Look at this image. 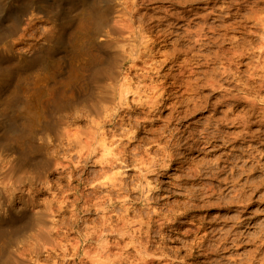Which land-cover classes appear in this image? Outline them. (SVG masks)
Here are the masks:
<instances>
[{
    "label": "bare ground",
    "instance_id": "6f19581e",
    "mask_svg": "<svg viewBox=\"0 0 264 264\" xmlns=\"http://www.w3.org/2000/svg\"><path fill=\"white\" fill-rule=\"evenodd\" d=\"M50 1L51 0H0V9H3L4 7H11L14 11L11 19V25L7 26L5 29H0V41L5 39L8 35L22 33L26 27L28 29V26H30L36 17H40L45 20L54 19L55 16L51 15L54 11L50 9V6L53 4H51L52 2L50 3ZM57 1L61 2V5L74 6L75 1L82 4V9L76 15L75 23L71 25V29L70 27L62 26L59 31L60 35H63L68 31V29H70L69 37L74 47L83 48L95 45L99 48H103V46L109 42H115V44L119 47L120 50L114 52H102L97 50L96 52L90 53V57L88 58V66L90 67L93 75L102 74L105 76H114V81L111 85L113 90L112 98L108 104H105L97 110H95L92 105H89L84 114L86 118V125H84V127L82 126V128L65 129L60 142L55 143L56 139H54L50 133L47 134V131L51 130L56 125L54 121H51L49 115L61 105L64 101L63 99L65 98L66 93L65 89L60 87L57 82L54 81L55 77L49 75L47 71V65L48 62L51 61V58L40 55L38 57L39 66L36 68V71L34 70L35 72H29V70L21 71L17 67L15 68L17 74V84H15L10 90V93L0 111L8 115L7 113L15 111L14 107L17 103L24 115L21 117V121H18L17 119L19 118L17 117L8 115L13 122L7 129L3 139H7L11 146L22 149L24 144L29 139L36 138L39 136L38 133L45 131L44 133H46V140H48V142L46 144L44 142H39L37 144L38 149L42 152L43 157H54L58 166L68 170L69 181H75V172L83 163L86 165L92 162L96 168L99 167V170L97 171H99L100 176H98L97 179L87 181L85 178H82V182H89L92 187V191L89 190L90 192H86L82 189L83 187H73V185V188L66 187L69 191H71L69 192V195L67 194L63 197V200H61L62 198L60 197L61 204L63 206H61V204L60 207L58 206V216L65 212V210H62L65 205H67L68 208L70 206L71 209L69 210L71 214H69V221H71V223L64 226L63 223L66 224L64 220L65 217L62 218L64 222L62 220L58 222L56 219L54 220V213L51 211L52 209L50 205V202L52 201H49L47 203V207L49 206V211L51 213H49L48 210L45 212L35 213L40 217H47V220H43V226L40 230H38L40 234H30L28 242L33 247L42 246L44 248H50L55 245H59L57 250L61 251V256L63 257L62 264L68 263L66 257H69L68 259L72 260L78 259L79 257L80 260L77 264H111L110 257L107 256L106 253L112 248L114 240L112 238H115L118 234L120 239L127 240L125 247H128L129 250H131L130 246L135 243V237L130 236V231L134 226H136L137 218L130 217L132 207L129 205V202L131 201L129 193H132V191L137 192L134 191L135 189H138L139 191L143 190L144 185L148 188L150 187V183L145 184L141 179L144 176V174H142L144 173L143 170L139 173L138 182L131 183L129 180L130 174L129 176L124 174V172L121 171L123 168L113 165V162L117 159V153L114 149L113 142L118 139L122 140L124 137H128V140L125 141V143L128 144L129 148H132L133 144L137 140L141 143L149 145V140L138 138V133H141L142 129L146 126H144L143 123L153 125L156 124V122L159 123L160 121H163L164 124H162V126L158 129L154 128V131L151 130L152 135L157 137L158 135H164L167 131H174L170 128L168 123L171 119H175V121L177 120L178 122L182 120V117L187 118L188 115L193 114L200 108L196 98H191L190 96L189 97L191 99L189 100L181 98V96L183 97L184 95L179 93L180 88H185V93L190 91L193 92L198 88L194 83V79L189 76H185L187 75V72L191 76L196 73L195 67L199 63V59L197 60V57L195 58V56L200 53V51L197 50L199 48L198 46L203 47L206 45L207 47L209 43L216 44L217 49L213 52V55L215 56H222L231 48V45L226 47V44H230L229 42H226V40H228V37L231 36H229V33H232L227 27L231 24L232 17L230 15L225 16L222 23L215 24V22H207L208 15H205V21L203 24L198 25L195 29H187L190 44L184 45L186 47L182 48L181 40L178 38L173 39L175 36H180V33H178L177 30L181 29V26H178L177 23L174 25L172 22L168 25L166 24L164 27H161L162 23L147 26L142 21L139 23L138 20V24H136V18L134 16L139 10L137 0H124L120 5V8H117V10L119 9L117 11L118 13L113 17L112 13L115 8L113 3L107 4L105 7H101L97 0ZM211 1H215L216 3L219 2V0ZM38 4H47V8H40ZM168 16L171 17L172 13ZM178 20L181 21V18ZM215 21L217 20L215 19ZM3 26L4 22L0 21V28ZM54 27L55 26H51L50 31L44 34L41 39L45 40L53 34H56ZM106 27L108 30H105ZM206 30H211L213 32L222 30L224 33H220L219 36H214L210 39ZM45 31H47V29H45ZM39 36H41V34ZM11 39H14V37ZM208 39L209 41H207ZM138 40L140 41L142 49L138 50L136 57H132V52L134 50L131 48L132 44ZM32 50H30V52ZM1 53L2 51L0 50V56L3 54ZM40 53H43V51H40ZM121 54H128L130 58L132 57V62L129 60L132 64H130L127 72H125V74H123L119 79L120 76L115 75L117 74L116 67ZM189 54H192V56L189 57ZM138 62H142L144 67L142 66L143 68L141 69L138 68ZM9 65H12V63ZM175 66H178V68L172 69L175 68ZM241 66H244L243 61ZM6 67L4 62L0 63V72L4 74L11 72L10 68ZM136 68L137 71H135V73L140 79L139 83L133 81V77L131 76V72H133ZM157 72L159 73L158 76L156 75ZM161 79H163L162 86L159 83V80ZM5 80L6 79L4 77L1 78L0 75V101L3 97V85H5ZM160 90H162L163 96L157 98V92ZM32 96H34L33 101L30 99ZM243 98L250 107H254L256 103L255 97L244 96ZM160 101L163 102L161 103ZM185 102L187 104V108H185L183 114V112L181 113V111H183L181 109V105L185 104ZM148 105H151L153 111L155 112L154 117L149 116L148 119H145L144 115L133 116L132 121L140 122H129V118L125 115V113L133 111L145 113ZM166 109L169 110V116L167 118H163L162 113L165 112ZM248 112L246 111V113L238 114L236 118L231 120L233 123L239 124V126L236 127H243L245 129L244 131L241 130L237 132L238 134L236 135V138L242 140L241 143L247 142L248 140H245L246 137L248 135L251 137V134L257 131L254 130L253 132H250V134L246 130L250 127V125H255L248 121ZM181 114H183V116ZM117 116L121 117L120 121L116 120ZM252 118L255 119V117ZM259 126L260 131L264 132V126H261L260 124ZM109 133H111V135ZM205 138L207 139L205 140L207 142L211 139L209 136H206ZM239 139L237 141H239ZM249 141L259 143V134H257V138H251ZM48 143H55L54 145L56 147H54L52 152L48 151ZM140 144L136 146L140 147ZM64 149H66L64 152L65 154L68 152L71 153L70 157L69 153L66 155L63 153L62 156L60 155V151ZM145 149L150 152L151 146ZM5 163L6 162H4V164ZM57 165L55 168H57ZM137 167L142 168L147 167V165L141 159L140 164L137 165ZM129 170H133L131 165H129L126 171ZM1 174L2 173L0 172V186H2L1 188H7L8 185H5L6 187L2 185L4 181ZM71 185L72 184H70V186ZM46 186L47 185H45V187ZM48 186H50V184ZM63 193H66V191ZM123 193H127V195H124ZM70 197L73 199L71 200ZM79 200H82L83 202L81 210L85 211L87 214H90L93 210L101 212V215L98 218L99 220H91L92 222L88 223L85 221L84 217H79L78 205H81L78 204ZM116 204H120V207L117 209L115 208ZM80 221H82V223H86V225L83 229L78 231L79 235L77 238H70V230H75ZM204 231L206 230L204 229ZM208 235L210 236V234ZM33 236L34 239L32 238ZM200 237L203 241H206L204 233ZM93 243H95V246L92 247ZM82 248L83 254L80 256ZM146 254L147 253H141L142 256ZM55 264H61V261L56 260Z\"/></svg>",
    "mask_w": 264,
    "mask_h": 264
},
{
    "label": "clouds",
    "instance_id": "9594fccd",
    "mask_svg": "<svg viewBox=\"0 0 264 264\" xmlns=\"http://www.w3.org/2000/svg\"><path fill=\"white\" fill-rule=\"evenodd\" d=\"M220 2L223 9L217 18L228 15L232 17L231 24L227 26L232 32L228 37L231 48L222 56L208 57L205 62L212 63L214 67L200 77L204 81L202 86L212 87L214 92H220L222 97L229 99L255 97L254 107L249 108L248 121L264 126V0ZM49 31L45 27L41 36L36 37L26 27L13 39L12 45H21L18 51L29 52L33 45L28 41L40 39ZM120 74L119 66L115 76ZM159 83L162 86L163 79ZM160 96H163L162 90L157 92V98ZM125 115L130 123H139L132 121V117L144 115L148 119L149 116L154 117L155 112L148 105L145 113L133 111ZM116 120L120 121L121 117L117 116ZM257 134L259 143L254 148L250 146L247 152L252 164L245 170V174L258 169L260 175L246 181L240 188L235 186L238 183L235 177L229 179L232 173L227 164L221 168L217 162L214 169L205 168L202 171L191 167V149L196 140L200 139L198 136L185 137L179 129L168 131L150 142V152L142 146L133 145L129 148L125 143L128 137L114 141L117 159L113 165L125 170L131 165L137 175L143 170L142 181L150 183L151 188L147 192V199L141 194L133 200V203L140 206L142 213L137 215V224L130 231V236L135 237V243L129 250L125 247L127 240L120 239L117 234L111 250L106 253L111 264H264V230H261L264 229V150H261L264 132L258 128L250 138H257ZM10 154L17 157L14 163L17 175L27 169L39 170L31 162L21 165L18 153ZM38 159L33 158V161ZM141 159L147 167H137ZM221 173L226 175L220 182L214 183L220 179L218 174ZM193 183L199 187H188ZM240 191H243L241 199L245 204L254 199L255 207L251 211L241 207L237 213L241 220L233 222L219 236L214 232L212 235L215 239L211 247L203 246L201 237L194 236L190 226L183 227L187 223L183 218L190 209L208 208L232 201ZM43 199L38 184H14L0 188V264H55L56 260L62 264L61 251L57 250L59 245L50 248L33 247L28 242L29 234H40L37 224L43 223V220H37L34 210L41 208L40 202ZM245 212L248 214L245 215ZM249 216L253 218L249 219ZM199 228L200 225H197L196 233H199ZM245 245L252 247L247 248ZM141 253L147 254L142 256Z\"/></svg>",
    "mask_w": 264,
    "mask_h": 264
},
{
    "label": "rangeland",
    "instance_id": "374dc122",
    "mask_svg": "<svg viewBox=\"0 0 264 264\" xmlns=\"http://www.w3.org/2000/svg\"><path fill=\"white\" fill-rule=\"evenodd\" d=\"M56 1L57 0L50 1V3L52 2L51 4H53L50 6V9L54 11L53 14L51 15L55 16L56 18L54 17V19L56 20L35 19L34 22L32 21L33 24L31 23L30 26H28V32L35 33L36 37H40L39 35L41 34L43 28L47 27L50 29L51 26H55L54 30L56 31V34H53L51 37L46 38L45 40L40 38V39L28 41V43L32 45L34 44L33 46L35 47L32 48L33 50L30 49L32 50L31 52L30 51L20 52L18 51V49L21 47V45H16V46L12 45L13 39L11 38L14 37L15 39L18 36V34L20 35L21 33H18L16 35H8L5 39H2L0 41V50L3 53V54L1 53L3 57L0 56V63L4 62L5 67L7 66L6 68H10L11 70V72H9L8 74H4L0 72L1 78L4 77L6 79L5 85H3L4 90H3L2 100L0 101V110L3 107L6 98L10 93V90L15 84H17V74L15 68L17 67L21 71L29 70V72L32 71L35 72L37 70L36 68H38L39 66L38 57L40 55H44L45 57L48 58L50 57L51 61L48 62L47 71L49 75L54 76L56 78V79L54 78V81L57 82V84L60 87L64 88L66 93L65 98L63 99L64 101L61 103V105L58 106L52 114H50L51 116L49 115L51 121H54L56 125L51 130L47 131V134L50 133V135L54 139H56L55 143H59L60 139H62L61 137H63L65 129H69V128L74 129L80 127L82 128V126L84 127V125H86L85 123L86 118L84 114L89 105H92V107L95 110H97L98 108L103 107L105 104H108L112 98L113 90L111 85L114 80L113 78L110 80V78L113 76H105L102 74L93 75V73H91L90 67L88 66V58L90 57V53L96 52L97 50L102 52H106V51L114 52L120 49L115 44V42L106 43L103 46V48H99L98 46L95 45L94 46L91 45L89 47H83V48L74 47L69 37L70 36L69 31L72 27L71 25L75 23L76 15L82 9L81 7L82 4L79 3L78 1H75L74 6L61 5V2L59 1L56 2ZM123 1L124 0H97V2L101 5V7H105V5L110 3L114 4L115 8L112 13V17L116 16V14L118 13L117 11L119 10V9L117 10V8H120V5L123 3ZM137 3L139 10L137 13H135L134 16L136 18V20L134 18L136 24H138L137 23L138 20L139 23L140 21H142L147 26H153L154 24L162 23L163 25L161 24V27H164L166 26V24L168 25L169 23L172 22L174 25L177 23L178 26H181V29L177 30V32L180 33L181 38L180 36L179 37L175 36L173 37V39L178 38L179 40H181L182 48L186 47L184 45L190 44L188 40L187 29H195L198 25L203 24L205 21V15H208L207 22H213V23L215 22V24L222 23V20L224 19V17L220 19L217 18L220 14V11L223 8V4L220 2V0L217 3L211 0H137ZM46 5L47 4H38V6L43 9L47 8ZM170 13H172L171 17L168 16ZM13 14L14 11L13 8L11 7H4L3 9H0V21L4 22V26L0 29H5L7 26L11 25L12 23L11 19ZM179 18H181V21L178 20ZM215 19L217 21H215ZM62 26L70 27V29L67 28L68 31L63 35H60L59 31ZM105 30H108L107 27ZM206 31L210 39L214 36H219L220 33H224V31L222 30L221 31L218 30L215 32L211 30H206ZM230 35H232V33H229V36ZM207 41H209V39ZM226 42H228V40H226ZM226 45H227L226 47H229L231 44H226ZM198 47L200 49L198 48L197 50L200 51V53L199 55H196L195 58L197 57L196 59L197 60L199 59L198 60L199 63L197 64V66L193 65L196 66L195 67L196 73L191 76L187 72V75L185 76L187 77L189 76L192 79H194L195 80L194 83L199 89L197 88L193 92L190 91L188 93L187 92L185 93V88H180L179 93H181V95H184L183 97L181 96V98H183L184 100L196 98L198 105H200L199 106L200 108L193 114L188 115L187 118L182 117L181 118L182 120L178 122L177 120L175 121V119L174 120L171 119L168 123L170 125V128H172L174 131L175 129L179 128V132L183 133L185 137H187L188 135H192L193 138L197 136L200 137V139L196 140V143L193 145L191 149V160H190L191 167L202 171L205 168L214 169L216 167L217 162L221 168H223L224 165L227 164L228 169L232 173V176L229 177V179L231 180L232 177H235L236 181L238 182L236 183L235 186L237 188H240L245 184L246 181L252 178H258L260 175L258 169L252 170L247 175L245 174V170L250 168L252 164V161L248 160L247 152L250 151V146L254 148L257 146L258 143L249 141L251 139L250 135H248L245 139L248 140L247 142L241 143L242 140L236 138V135L238 134L237 132L241 130L244 131L245 129L243 127H236L239 126V124L233 123L231 121L233 118H236L238 114L246 113V111L248 112V109L251 107L248 105L247 102H245L244 98H242L243 100L241 98L229 99L227 97H222L220 92H214L212 87L202 86L204 81L201 80L200 77L204 76L205 73H209L210 70L214 67L212 63L205 61H207L208 57L213 56V52L217 49V47L216 44H212V43H209L207 47L206 45L203 47L201 46ZM131 48L134 49L132 52L133 53L132 57H136L138 50L142 49L140 45V41L138 40L134 42ZM40 51H43V53H40ZM192 54H189L188 56L191 57ZM132 57L130 58L128 54H123V55L121 54L119 56V61L116 67V70H118L119 66L121 68V75H119L120 76L119 79L123 74H125V72H127V69L129 68L130 64H132L130 63L132 62L131 61ZM11 63L12 65H9ZM143 65L144 64L142 62L137 63V66L140 69L144 67ZM243 67L241 66L242 70ZM177 68L178 66H175V68L172 69H177ZM135 71H137V68L133 70V72H131V76L133 77L132 80L135 81L136 83H139L140 79L138 78ZM182 91L184 92V94ZM30 99L31 101H33L34 96H32ZM14 108H15L14 112L12 113L9 112L7 114L17 117L19 118L17 120L21 121V117L24 114L22 110H20V106L18 107V104L16 103V106ZM185 108H187L186 102L185 104L181 105V109L183 110L181 111V113L183 112L184 114ZM183 114L181 115L183 116ZM8 115L0 111V172L2 173L1 177L4 181L2 185L6 187L5 185L10 186L11 184L23 186L25 185V183L26 184L37 183L38 186L40 187L39 188L40 192L43 193L44 199L40 202L41 208L38 210H34V214L37 212H45L47 210L49 213H51L49 211V206L47 207V203L49 201H52L50 202V205L52 209L51 211L54 213L53 214L54 220L56 219L57 222L60 220L64 222L65 220L66 224L63 223L64 226H66L68 223L70 224L71 223V221H69V214H71L69 210L71 209L70 206L68 208L67 205H65L66 207L64 206V208L62 209L65 210V212L62 213L63 215L61 214L60 216H58V210L61 204V200H63V197H65L67 194L69 195V192H71L67 188L80 186L79 188L83 187L82 189H84L86 192H90L89 190L92 191V187L90 186L89 182L87 183L82 182V178H85V180L87 181L89 180L92 181L97 179V177L100 176L99 171H97L99 170V167L96 168V166H94L92 162L86 165L85 163H83L75 172L76 175L75 181H69L68 172H67L68 170L58 166L56 163L57 161L54 159V157L51 158H47L45 156L43 157L42 152L38 149L37 144L39 142H44L45 144L48 142V140H46L47 139L46 138L47 136L45 135L46 133H44L45 131L44 132L41 131L42 133H38L39 136H37L36 138L29 139L24 144L22 149L11 146L7 139H3L5 137V133L7 132V129L10 127V125L13 122V120H11L8 117ZM162 116L163 118L165 117L167 118L169 116V110L166 109V111L162 113ZM143 124L144 126L145 125L146 126L145 128L142 129L141 133L140 132L138 133L139 134L138 138L146 139L149 140L150 142H153L155 141L156 137L152 135L151 130L154 131V128L158 129L160 126H162V124H164V122L163 121H160L159 123L156 122V124L153 125H149L148 123H143ZM258 128H260L259 123L257 125L256 124L250 125V127L246 130L250 133L253 132L254 130H257ZM204 136L211 137L210 139L211 141L210 140L209 142L205 141L207 139ZM238 139L239 141H237ZM55 143H48V147H49L48 151L52 152V150H54V147H56L54 145ZM140 143L141 142L137 140L134 144L139 145ZM189 143L191 144L192 141L189 140ZM49 145L52 146L54 145V146L52 148V146ZM141 146L147 148L150 147L151 145L150 144L147 145L146 143H141L140 147ZM65 150L66 149L60 151L62 153V154L60 153L61 156L63 155ZM261 150H264V145L261 146ZM11 152H16L19 154V158H20L19 163L21 165H23L26 162H31L33 163V166L39 168V170L33 171L31 169H27L25 171L20 172L17 175L16 169L14 167V163L17 157L13 154H10ZM70 154L71 153H69V157ZM33 158H39V159L33 161ZM4 159L7 161H5ZM245 160H248L247 164H244ZM4 162L6 163L4 164ZM262 163H264V161H262ZM56 165L57 168H55ZM121 171L124 172V174H127L128 176L130 174L129 180L131 183L138 182L139 175H137L134 169L129 171H126L125 169H121ZM5 173H7L6 177H5ZM218 175L220 179L218 181H214V183L220 182L223 179L224 175H226V173H221ZM49 184L50 186H48ZM70 184L72 185L70 186ZM45 185L47 186L45 187ZM1 187L2 186H0V188ZM188 187L198 188L199 185L193 183ZM61 188L64 191H66V193H63L64 191ZM150 188L151 185L149 188L146 185H144L143 190H140L138 192L132 191V193L131 192L129 193L131 198L129 205L132 207L130 213L131 218H137L138 214L142 215V213H140V206L133 203V200L138 199L141 194H143L144 199H147V191H150ZM123 194L127 195V193H123ZM60 197L62 198L61 200ZM72 197H70L71 200L74 198ZM241 197H243V191L238 192L237 198L232 201H228L223 204H214L208 208L194 207L190 209L185 214L186 217L183 218L185 221H187V223H185L183 227L190 226L192 229L194 228L196 229L197 225H200L199 233H196L194 229L193 235L202 236L203 233L207 232L208 234H210V236L207 235L205 237L206 241L202 240L203 241L202 244L204 246H208V245L209 247L212 246L213 241L215 239L212 235L213 231L216 233L217 236H219L221 232L228 229L233 222H238L241 220V216L237 214L238 211L241 209V207H246L248 211H251L255 207L254 199L252 202L245 204L244 200L241 199ZM79 201L78 204H81L78 205L79 217H84L85 221L88 223L92 222L93 220H99L98 218L101 215V212L93 210L90 214H87L85 211L81 210V206L83 204L82 200ZM61 206L63 205L61 204ZM119 207L120 204H116L115 208L117 209ZM244 214L247 215L248 213L245 212ZM55 215L57 218L55 217ZM35 217L37 218V220H47V217L44 216L45 218H43L37 214H35ZM64 217L65 219L63 220L62 218ZM252 218L253 217L249 216V219ZM85 225L86 223H82V221H80L78 227L75 230L73 231L70 230V232L68 231L70 235L69 237L77 238L79 235L78 231L83 229ZM42 226L43 223H38L37 229L40 230ZM204 229L206 231H204ZM245 235H248V233H245ZM94 244L95 243L92 244V247L95 246ZM244 247L251 248L252 245H245ZM242 250L243 249H241V251ZM82 254H83V248L80 253V256H82ZM68 258L69 257H66V259L68 260L67 264H77L80 260L79 257L78 259H73V260Z\"/></svg>",
    "mask_w": 264,
    "mask_h": 264
}]
</instances>
